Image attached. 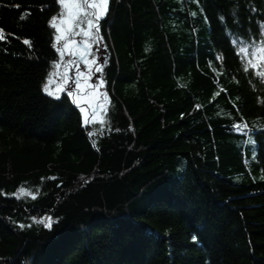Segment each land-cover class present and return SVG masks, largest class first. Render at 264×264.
Listing matches in <instances>:
<instances>
[{
    "label": "trees",
    "instance_id": "1",
    "mask_svg": "<svg viewBox=\"0 0 264 264\" xmlns=\"http://www.w3.org/2000/svg\"><path fill=\"white\" fill-rule=\"evenodd\" d=\"M59 10L0 0V264H264V0H110L87 127L43 91Z\"/></svg>",
    "mask_w": 264,
    "mask_h": 264
},
{
    "label": "snow or ice",
    "instance_id": "2",
    "mask_svg": "<svg viewBox=\"0 0 264 264\" xmlns=\"http://www.w3.org/2000/svg\"><path fill=\"white\" fill-rule=\"evenodd\" d=\"M199 2V0H197ZM60 10L57 15H53L49 21L51 28L55 29V42L52 47L59 53L60 63H56L54 67L59 69L61 63H65V56L72 57L67 61V66L60 75V81L53 90L50 85L53 83V76L57 73H52L48 76L47 83L43 86V91L49 96L60 100L61 93L67 90L69 82L68 72L78 62H83L87 65V72H81L80 68H76L75 88L76 91L67 90V95L72 98L74 103L83 114V122L85 127L89 124L104 125L108 114V107L111 101L106 92L100 91L106 85V81L99 79L98 84L92 83L94 73H103L104 66L100 45L103 41V36L100 30V21L105 18L108 13L110 0H57ZM196 15L195 12L192 13ZM26 19L27 17H21ZM76 37H81V41H77ZM6 39V34L0 28V41ZM24 43L29 47L32 46L31 41L24 40ZM82 45V46H81ZM94 46L95 50H94ZM150 51L151 49H146ZM106 46L103 49V54L106 55ZM239 54L244 59L243 70L245 72H253L255 76L264 83V40H261L258 45L251 41H240ZM181 87H187L186 84H181ZM219 95V93H217ZM87 105V106H85ZM199 107V105H197ZM247 124H236L237 131L247 129ZM264 130V129H262ZM96 132H89V136H95ZM248 144H255V140L250 136L247 140ZM255 158V157H253ZM264 178V177H262ZM52 179H55L53 177ZM31 196L35 199V195L28 189L21 187L18 193H14L18 198ZM35 220V218H33ZM44 227L51 229L53 220L51 216L45 217L38 221ZM32 225H27L31 227ZM20 228L26 227L24 224L19 225Z\"/></svg>",
    "mask_w": 264,
    "mask_h": 264
},
{
    "label": "rangeland",
    "instance_id": "3",
    "mask_svg": "<svg viewBox=\"0 0 264 264\" xmlns=\"http://www.w3.org/2000/svg\"><path fill=\"white\" fill-rule=\"evenodd\" d=\"M76 39H77V41H81L82 40L81 37H76ZM95 47L96 46H94V50H95ZM99 47H100L101 55H102V61L101 62H104V60H105L104 58L105 57L102 54V49H101L102 48V44ZM71 59H72V57L66 55L65 58H64L65 63H61V67L59 69H57L55 67V69L50 73V75H52V73H54V72L57 73V75L53 76V83L50 85V87L53 90L55 89L57 83L61 82L60 81V75L63 73L64 68L67 66L66 62L69 61V60H71ZM57 63H60V58H59V61ZM78 64H79L78 67L80 68L81 72H85L86 73L87 71H85L83 69V67L80 66V62ZM84 66H87V65L84 64ZM68 77H69V82H68V85H67V90L76 91V88H75L76 67L73 66L69 70ZM98 78H100L99 73H94L93 74L92 83H97L98 84V82H99V79ZM47 80H48V78H47ZM46 83H47V81H46ZM67 90L64 92L65 94H67ZM100 91L104 92V88L101 89ZM85 106H87V105H85Z\"/></svg>",
    "mask_w": 264,
    "mask_h": 264
},
{
    "label": "flooded vegetation",
    "instance_id": "4",
    "mask_svg": "<svg viewBox=\"0 0 264 264\" xmlns=\"http://www.w3.org/2000/svg\"><path fill=\"white\" fill-rule=\"evenodd\" d=\"M78 63H79V62H78ZM78 63H77L76 65H74V67H76V68H77V67H78V65H79ZM80 66H82V67H83V69H84L85 71H87V66H84V63H83V62H80Z\"/></svg>",
    "mask_w": 264,
    "mask_h": 264
},
{
    "label": "water",
    "instance_id": "5",
    "mask_svg": "<svg viewBox=\"0 0 264 264\" xmlns=\"http://www.w3.org/2000/svg\"><path fill=\"white\" fill-rule=\"evenodd\" d=\"M105 58H108V57H105Z\"/></svg>",
    "mask_w": 264,
    "mask_h": 264
}]
</instances>
